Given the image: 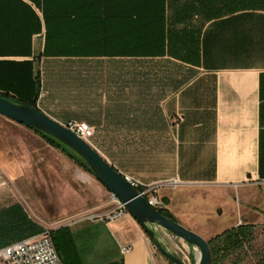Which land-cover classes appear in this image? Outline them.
Returning <instances> with one entry per match:
<instances>
[{
	"label": "crops",
	"instance_id": "crops-1",
	"mask_svg": "<svg viewBox=\"0 0 264 264\" xmlns=\"http://www.w3.org/2000/svg\"><path fill=\"white\" fill-rule=\"evenodd\" d=\"M193 1L199 59L196 66L185 64L194 71L186 84L171 91L167 75L134 73L135 60H121L122 72H117V165L108 159L119 173L144 184L179 181L176 187L158 189L161 208L175 218L180 210V202L174 199L179 189L238 192L264 184V0ZM7 2L0 0V67L5 66L2 73L9 83L26 80L27 88L14 94L30 99L34 71L53 58L42 56L45 27L41 13L33 6V11L11 13ZM207 17L210 20H203ZM136 61L150 65L148 60ZM146 66L136 69L147 71ZM68 98L73 106L86 109L74 116L70 112L46 114L61 124L71 119L88 123L98 110L95 107L104 108L107 103L105 95L98 104L91 103L88 95ZM178 116L181 120L175 123ZM5 120L6 129L18 132L21 153L11 156L8 135L0 132V248L65 228L75 250L74 264H170L152 252L149 237L129 214L110 221L103 218L115 204L101 183L79 166L70 164L62 171L59 162L68 163L64 154L42 157L40 150L55 148L33 130ZM101 122L98 126L88 124L93 129L110 128L104 118ZM26 136L38 145L37 153L26 149ZM20 157L31 158L33 171L43 173L44 184L52 187L63 178L67 192L77 186L85 192L74 204L67 196L60 197L71 205L65 214L73 217L70 221L45 229L36 214L41 199L28 190L26 174L11 185L14 171L24 168L19 166L23 162ZM26 218L42 231L25 234ZM127 247L130 251L123 253Z\"/></svg>",
	"mask_w": 264,
	"mask_h": 264
},
{
	"label": "trees",
	"instance_id": "trees-1",
	"mask_svg": "<svg viewBox=\"0 0 264 264\" xmlns=\"http://www.w3.org/2000/svg\"><path fill=\"white\" fill-rule=\"evenodd\" d=\"M7 1L11 13L33 11L31 6L41 13L45 27L42 56L53 58L41 65V71H34V95L30 99L14 94L20 88H27L26 80L9 83L3 75L5 66L0 67V97L17 103L39 109L36 105L42 88L41 77L45 75L52 89L69 87L71 94L76 97L105 95V107L97 105L95 108L98 110L92 114L91 121L98 126L104 118L108 127L117 129V72H122V59L135 60L132 62L134 73L167 75L171 91L186 84L193 75L194 71L189 70L185 64H198L199 28L192 22L195 11L193 0L181 3L178 0H27L31 6L22 0ZM206 5L209 6L208 3ZM203 20L210 19L207 17ZM139 59L148 60L150 65L137 62ZM138 66H146L147 71L137 70ZM23 72L19 71L20 74ZM53 78H56L54 83ZM7 87H11V91L5 89ZM75 107L70 112L74 113L73 116L86 109L85 106ZM39 135L51 147L89 173L74 153L49 137ZM157 211L176 221L168 210L159 208ZM25 221V234L42 231L28 218ZM49 235L60 261L63 264H74L75 250L67 230L60 228L50 231ZM254 236L255 225L249 222H242L216 234L208 240L211 264H221L230 255L249 247ZM255 264H264V248Z\"/></svg>",
	"mask_w": 264,
	"mask_h": 264
},
{
	"label": "rangeland",
	"instance_id": "rangeland-1",
	"mask_svg": "<svg viewBox=\"0 0 264 264\" xmlns=\"http://www.w3.org/2000/svg\"><path fill=\"white\" fill-rule=\"evenodd\" d=\"M38 68L37 70L41 71V68ZM46 81L45 75H42V88L36 106L41 111L48 114H69L67 112H73L76 107L70 103L71 100L68 98L72 96L69 87L66 89H52ZM52 81L54 83L56 78H53ZM47 85L49 87H47ZM94 93L96 94L97 92ZM57 97H61V99H56ZM100 97L101 96L95 97V95L92 94L90 98L91 103H100ZM5 119L6 118L0 116V132L7 133L6 135H8L9 139V141L6 142L9 146L8 151L11 156H15L17 152L21 153L20 147L17 146L18 132L6 129L4 124L6 123ZM93 131L94 136L90 141L91 146L106 158L107 161L108 159L113 160L117 165V129L110 128L100 131L93 129ZM25 138L26 149H28L29 153H34V151L37 153L38 145L33 143L28 136ZM5 141L6 140H4V142ZM40 152L42 157H48L50 154L53 155V153L63 155L60 151L55 149H42ZM20 159L23 160V162H19V166L24 168L19 171H14L13 177L9 178L11 185L13 184L14 186V183L17 182V178H23L26 174L24 180L25 182L29 181L28 190L41 199V206L38 207L36 214L39 216L40 222L45 229L50 230L70 221L73 217H66L65 214L69 211L71 205L61 202L60 197L67 196L69 199L73 200L74 204L83 193L85 194V192H82L81 187L77 186L73 192H67L63 184L65 181L63 178H58L56 184H53L52 187L48 186L43 182V173L41 175L39 172L33 171V163L30 157H20ZM14 160H16V157ZM65 160L68 163L62 165L59 162V169L62 171L67 170L70 164H72L74 168L78 167L77 164L67 157H65ZM24 169H27V171H24ZM89 175L93 177L91 174ZM106 191L108 190L106 189ZM243 191L244 190H238L237 192L235 189L232 191H220L200 188H182L178 190L174 197L176 201L180 202V210L177 212V217H174L176 222L199 235H202L204 231L203 238L207 241L216 234H220L224 230L230 228V226H236L242 222H249L255 225V236L250 246L230 255L228 259L221 264H255L264 248V184L260 186H247V189L244 191L245 193ZM156 236L159 243L171 254L180 258L184 264H195L197 250L194 247L160 228L156 229ZM150 242L152 252L161 255L154 243L151 240Z\"/></svg>",
	"mask_w": 264,
	"mask_h": 264
},
{
	"label": "water",
	"instance_id": "water-1",
	"mask_svg": "<svg viewBox=\"0 0 264 264\" xmlns=\"http://www.w3.org/2000/svg\"><path fill=\"white\" fill-rule=\"evenodd\" d=\"M0 115L21 124L35 132L45 135L74 153L89 173L114 195L127 213L135 219L145 234L154 243L156 249L171 264H184L177 256L167 251L158 241L156 229L160 228L198 250L195 264H211L208 241L199 234L185 228L178 222L163 216L151 207L91 144L77 137L63 124L57 122L45 112L25 103H17L0 97Z\"/></svg>",
	"mask_w": 264,
	"mask_h": 264
},
{
	"label": "built area",
	"instance_id": "built-area-1",
	"mask_svg": "<svg viewBox=\"0 0 264 264\" xmlns=\"http://www.w3.org/2000/svg\"><path fill=\"white\" fill-rule=\"evenodd\" d=\"M181 117L178 116L175 123H179ZM67 129L72 131L80 139L91 143L90 140L94 136L93 128L87 123L71 120L63 124ZM124 179L140 194L148 204L156 210L161 208V202L158 197V189L161 186L168 185L176 187L180 185L177 180H170L158 184H144L133 178L124 176ZM110 199L115 207L110 212L103 215L106 220H115L126 214L127 211L114 195L110 193ZM130 248L127 247L123 253H128ZM0 264H63L55 250L48 231L39 235L22 239L16 243L0 248Z\"/></svg>",
	"mask_w": 264,
	"mask_h": 264
},
{
	"label": "bare ground",
	"instance_id": "bare-ground-1",
	"mask_svg": "<svg viewBox=\"0 0 264 264\" xmlns=\"http://www.w3.org/2000/svg\"><path fill=\"white\" fill-rule=\"evenodd\" d=\"M198 254H199V253H198V250H197V258H198Z\"/></svg>",
	"mask_w": 264,
	"mask_h": 264
}]
</instances>
